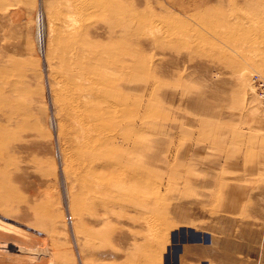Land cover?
<instances>
[{"label":"rangeland","instance_id":"374dc122","mask_svg":"<svg viewBox=\"0 0 264 264\" xmlns=\"http://www.w3.org/2000/svg\"><path fill=\"white\" fill-rule=\"evenodd\" d=\"M254 74L264 0H0V264H264Z\"/></svg>","mask_w":264,"mask_h":264},{"label":"built area","instance_id":"2783aa9c","mask_svg":"<svg viewBox=\"0 0 264 264\" xmlns=\"http://www.w3.org/2000/svg\"><path fill=\"white\" fill-rule=\"evenodd\" d=\"M251 84L254 87V91L260 99L264 107V75L254 74L251 77Z\"/></svg>","mask_w":264,"mask_h":264},{"label":"bare ground","instance_id":"6f19581e","mask_svg":"<svg viewBox=\"0 0 264 264\" xmlns=\"http://www.w3.org/2000/svg\"><path fill=\"white\" fill-rule=\"evenodd\" d=\"M71 25V24H70ZM29 195V194H28ZM42 206V205H41ZM1 224V223H0ZM10 226V225H9ZM14 228H16V227H14ZM17 229V228H16ZM10 230V229H9ZM17 230H19V229H17ZM7 231V230H6ZM9 232V231H8ZM11 233H12V231H11ZM15 233V232H14ZM3 234V233H2ZM6 235V234H5ZM27 235V234H26ZM33 235V234H32ZM13 236V235H12ZM34 236V238H35V235H33ZM32 236L30 235V237L29 238H31ZM36 237H37V239H38V236L36 235ZM16 238V237H15ZM36 239V241H38ZM3 240V239H2ZM31 240V239H30ZM34 240V239H33ZM33 240H32V242H33ZM44 241V240H43ZM3 242V241H2ZM39 242H41V240H40V237H39ZM39 242H37V243H39ZM1 243V242H0ZM5 243V242H4ZM10 243H12V242H10ZM31 243V242H30ZM2 244V243H1ZM13 244V243H12ZM5 245V244H4ZM9 246H11L10 244H8ZM2 246V245H1ZM0 246V247H1ZM8 246V250L11 252V250L10 249H13V248H10ZM5 247V246H4ZM4 247L2 246L1 248L3 249L2 251L4 252V251H6V250H4ZM11 247H13V245L11 246ZM45 247V246H44ZM6 249V248H5ZM8 250L6 251L7 253H8ZM50 250V249H49ZM39 251H40V253H42V249L40 248V246H39ZM9 252V253H10ZM44 252V251H43ZM11 254H13V252L11 253ZM49 255V254H48ZM19 257V256H18ZM39 257V256H38Z\"/></svg>","mask_w":264,"mask_h":264}]
</instances>
